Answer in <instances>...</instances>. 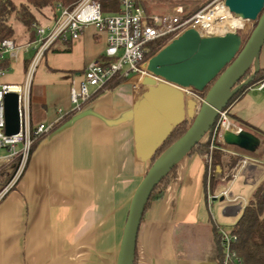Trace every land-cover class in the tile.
<instances>
[{"label": "crops", "instance_id": "0c3cea01", "mask_svg": "<svg viewBox=\"0 0 264 264\" xmlns=\"http://www.w3.org/2000/svg\"><path fill=\"white\" fill-rule=\"evenodd\" d=\"M70 42V51L61 52L58 49L66 44L57 40L34 73L33 126L56 124L73 112L71 87L80 83L88 64L107 61L105 33L94 25ZM28 53L13 60L12 78L0 83L25 82ZM260 65L264 67V46ZM142 78L136 75L104 89L37 144L15 188L0 200V264H117L133 195L151 163L137 143V114L140 109L148 111L140 107L148 91ZM252 89L264 91L252 87L228 108L242 132L227 130L220 144L226 171L234 154L250 150L257 156L245 155L234 178L215 188L206 156L198 151L185 156L163 196L144 211L136 246L139 264H220L214 257L213 228L224 225L212 215L208 219L205 205L210 206V196L217 200L218 193L225 200L229 192L234 200L228 201L224 213L240 215L244 205L233 197L229 183L243 177L255 188L264 165V139L246 132L244 123L255 124L247 109L238 105ZM187 97L181 108L185 112ZM185 119L192 120L187 113ZM157 127L154 121L147 132ZM243 135L246 145L238 143Z\"/></svg>", "mask_w": 264, "mask_h": 264}, {"label": "water", "instance_id": "95a60500", "mask_svg": "<svg viewBox=\"0 0 264 264\" xmlns=\"http://www.w3.org/2000/svg\"><path fill=\"white\" fill-rule=\"evenodd\" d=\"M224 2L230 12L244 19L258 20L246 42H243L237 31L203 35L197 29L189 28L162 47L148 61L149 75L142 78V84L148 91L140 102V107L145 106L148 111L140 109L137 114V143L142 154L151 157L175 125L185 119L186 113L193 118V122L186 133L150 166L136 188L124 227L117 264H134L140 223L155 186L203 140L234 94L248 84L261 67L264 0ZM252 66V74L240 82ZM214 80L198 112L195 110L196 102L193 99L188 100L187 112L173 111L178 104L183 109L185 103L180 88L192 87L204 92ZM4 101L6 132L10 135L16 134L20 131L19 95L16 92H8ZM162 116L164 118L157 128L151 132L145 131L150 120L154 122ZM238 143L246 145L244 135ZM144 149H148V152H144Z\"/></svg>", "mask_w": 264, "mask_h": 264}, {"label": "built area", "instance_id": "2783aa9c", "mask_svg": "<svg viewBox=\"0 0 264 264\" xmlns=\"http://www.w3.org/2000/svg\"><path fill=\"white\" fill-rule=\"evenodd\" d=\"M101 1L79 0L73 8L60 6L59 15L53 22L34 24L36 39L31 42L17 44L10 38L0 41V60L4 57L14 60L22 53L33 52L24 83H0V170L14 167L9 182L0 191V200L22 177L36 141L55 127L54 123L32 125L30 95L35 70L57 40L75 41L90 24L106 36L107 61L96 60L88 64L80 83L71 87L73 112H79L118 76L131 78L136 75H149L147 65L152 56L148 54L152 43L165 40L162 45L164 47L189 28H195L203 35H212L210 31L212 28L206 30L197 28L201 18L210 12H205L208 6L188 15L184 6L178 5L173 7L172 14L159 15L148 12L140 0H118L115 11L103 14ZM6 71H1L0 75ZM257 87L264 88V81ZM180 89L185 90L190 96L204 100L198 95L201 92L192 87ZM8 92H16L19 95L20 131L12 135L6 132L4 98ZM227 130L238 134L242 132L241 127L229 115L228 108H225L215 123L211 151L220 148L218 144L223 142ZM205 156L210 163L211 153ZM218 229L225 251L223 264H242L240 256L234 249L237 235L233 233V229L223 226H219Z\"/></svg>", "mask_w": 264, "mask_h": 264}, {"label": "trees", "instance_id": "16d2710c", "mask_svg": "<svg viewBox=\"0 0 264 264\" xmlns=\"http://www.w3.org/2000/svg\"><path fill=\"white\" fill-rule=\"evenodd\" d=\"M140 1L143 3V0ZM78 2L79 0H25L21 2H17L16 0H0V41L6 38L13 39L17 44H23L33 41L36 39V32L34 28L35 23H51L58 17L60 6L73 8ZM202 7L203 6H194L193 8L186 7L185 10L188 15H191L203 9ZM237 33L242 38L243 42H246L251 34H246L242 30H237ZM63 40L66 46L64 48L58 49V51H70L71 48L69 47V44H71V40ZM164 41L165 40L152 43L148 56L151 57L156 54L162 48ZM32 57L33 52L31 51L30 55L25 58L26 70H28L29 68ZM12 62L13 60L9 57L2 58L0 60V72L3 70L9 71ZM252 72L253 66L247 71V73L243 76L240 82L249 77ZM127 79L129 78L125 76H118L108 85L106 89H112L120 83L126 81ZM262 81H264V67L261 66L255 73V75L252 77L251 81L248 84L244 85L239 91L234 94L227 108H229V106L235 100L242 97L249 89L258 86V84ZM214 82L215 80L208 86L206 91L203 92L205 96ZM101 91H99L98 93H100ZM74 113L75 112H71L67 114L62 118V120L70 119ZM62 120L56 123L55 126L58 125ZM192 122L193 118L190 121L184 119L183 121L175 125V127L169 132L164 141L157 147L154 154L151 156L150 166L158 159V157H160V155L166 149H168L174 142H176L186 133ZM214 127L215 125L208 132L207 138L197 144L189 154L195 151H198L202 155L211 153L212 158L214 160L211 184H213L212 186L215 188L217 184H226L234 178L236 170L240 165V161L244 159L245 155H257L255 152L250 150L246 152L244 151L239 154H234V156L226 164L228 166V170L226 171L225 164L222 159V145L218 144L220 148H216L213 151H211L210 149ZM44 136L36 141L32 148V151L37 146V144L44 138ZM262 158L264 159L263 156ZM217 166H219V170L217 169ZM176 167L177 166H175L155 186L154 190L150 194L148 202L145 206V210L153 199L160 198L163 196L164 189L169 183V181L173 178L174 173L176 171ZM13 172L14 167H5L0 170V189H3V187L9 182ZM15 186L12 189H14ZM232 229L233 233L237 235V241L234 244V249L240 256L242 264H264V178L257 184L255 191L253 192L248 202L242 208L239 218L235 223L234 228ZM213 242L214 257L220 262V264H223L225 251L222 246L219 229L216 225H214L213 228ZM134 264H139L137 255Z\"/></svg>", "mask_w": 264, "mask_h": 264}, {"label": "rangeland", "instance_id": "374dc122", "mask_svg": "<svg viewBox=\"0 0 264 264\" xmlns=\"http://www.w3.org/2000/svg\"><path fill=\"white\" fill-rule=\"evenodd\" d=\"M17 2L25 1V0H16ZM143 0V4L146 8V10L150 13H155L159 15H167V14H172L173 12V7L182 5L186 9V7H194V6H203L202 8H205L208 6V9L205 11H212L215 6L217 5H224L225 0ZM206 3V4H205ZM102 8H103V14L106 13H112L117 9L118 1L117 0H102L101 1ZM191 5V6H190ZM205 6V7H204ZM230 12V11H229ZM230 14L236 18L242 20L243 24L242 27L236 28L235 30L232 31H237V30H242L246 34H249L253 31L255 26L258 23V20H248L244 19L242 16L237 15L235 13L230 12ZM212 35H217V34H224L228 31H221L220 28H213L210 30ZM209 32V31H208ZM206 32V34L208 33ZM27 56L30 55V52L26 54ZM17 59V58H16ZM36 71V70H35ZM13 69L6 71L5 74L0 75V81L5 80V79H11ZM140 76V75H139ZM181 92L184 94L185 97H189L187 100H195L196 102V107L195 110L198 112L202 100L195 98L193 95H189L185 90L180 89ZM206 91V90H205ZM204 91V92H205ZM208 93V92H207ZM206 93V95H207ZM199 96H201L203 99L206 97L203 92L198 93ZM187 97V98H188ZM239 106H244L247 109V114L252 115V121L255 125L249 124V123H244V128L246 132L254 135L256 138H258L260 141L264 139V91L260 92L256 89H252L245 95L242 100L238 104ZM238 105L236 108H238ZM230 110L228 109V113L230 115ZM234 121V120H233ZM237 125H240L238 120H235ZM241 126V125H240ZM243 127V126H242ZM207 137V135L203 138V140ZM224 151V150H223ZM248 150H245V152ZM213 158H210V163H209V172H210V177L213 174ZM260 170H262L261 174L256 176V179L260 177V180L264 178V165L260 167ZM260 182V181H259ZM258 182V183H259ZM252 183L247 184L243 177H238L235 181L234 184L230 185L229 183V189L233 193V197L237 196V201H240L245 205L248 200L251 198L253 192L255 191L254 186L251 185ZM5 187V186H4ZM3 187V188H4ZM254 188V189H253ZM2 189H0L1 191ZM218 196L217 200L211 199V196L209 197L210 201V206L207 207L205 205V209L207 212L208 219L212 218L215 219V221L219 224L224 225L223 227L232 229L234 228L235 223L237 222L239 215H227L224 213V209L227 206L228 201L231 200L230 193L226 195L227 197L225 200L220 199V194L217 193L216 197ZM213 197V196H212ZM234 200V199H232ZM235 202V201H234ZM212 228V223L210 225ZM212 235V233H211Z\"/></svg>", "mask_w": 264, "mask_h": 264}, {"label": "bare ground", "instance_id": "6f19581e", "mask_svg": "<svg viewBox=\"0 0 264 264\" xmlns=\"http://www.w3.org/2000/svg\"><path fill=\"white\" fill-rule=\"evenodd\" d=\"M242 20L234 18L230 12L229 8L226 5H217L212 11L204 15L197 24V28L200 30H206L210 28H220L221 31H232L236 28L242 27ZM181 105L178 104L175 106L173 111H180ZM163 120L161 118H156L155 123L159 124ZM153 125V121L149 123V126ZM149 126L145 129H150Z\"/></svg>", "mask_w": 264, "mask_h": 264}]
</instances>
